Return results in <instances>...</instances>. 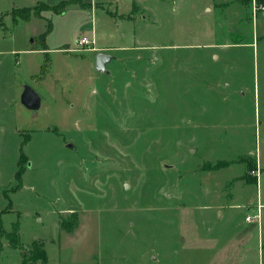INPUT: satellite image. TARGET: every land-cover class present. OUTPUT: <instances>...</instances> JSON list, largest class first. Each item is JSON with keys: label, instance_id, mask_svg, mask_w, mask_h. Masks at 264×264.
<instances>
[{"label": "rangeland", "instance_id": "1", "mask_svg": "<svg viewBox=\"0 0 264 264\" xmlns=\"http://www.w3.org/2000/svg\"><path fill=\"white\" fill-rule=\"evenodd\" d=\"M61 1L0 0V218L25 246L2 237L0 264H23L35 243L47 264H264L246 219H264V16L254 24L252 0L98 3L118 21L135 1L122 25L44 8ZM25 6L40 17L15 22ZM92 21L113 47L108 72L76 45ZM27 85L37 111L21 102Z\"/></svg>", "mask_w": 264, "mask_h": 264}, {"label": "crops", "instance_id": "2", "mask_svg": "<svg viewBox=\"0 0 264 264\" xmlns=\"http://www.w3.org/2000/svg\"><path fill=\"white\" fill-rule=\"evenodd\" d=\"M62 1H64V0H62ZM61 1V2H62ZM81 2L80 3H71V4H69L66 8H65V11L63 12V13H58V14H66L67 13V10H69V9H71V7H76V8H80L83 12H85L86 14L88 13L89 14V16L91 17V20H92V18H94V15H95V18L97 19V16L99 15V14H101V18L100 19H104V21H107V23L109 22V23H114V22H118L119 21V19L121 20L120 22H118V25H122V23L124 24V21L125 22H131L132 20H130L128 17L130 16V17H132L133 16V14H134V8H135V1H134V3H133V5H132V9H130L127 13H120L119 11H118V8H117V10H115V14L117 13V15H121L122 17H124V16H128L125 20L122 18V17H120L119 18V16H118V21L115 19L116 17L112 14V13H107V11H105L104 9H100V8H98V5H100V4H98V3H112V5H114V7H116L117 6V0H91V1H85V0H80ZM239 1H241L242 2V4L244 3V0H239ZM47 4H49V3H47ZM59 4V3H58ZM49 5H51V4H49ZM213 6H210L209 7V10L211 9V8H217V7H221V6H227V5H229V4H227V2L225 1V2H218V3H216V2H214L213 4H212ZM245 5V4H244ZM51 6H56V5H51ZM230 6V5H229ZM136 9V8H135ZM52 11V10H51ZM103 12H105V13H107V14H109L111 17H113V20L111 19V18H109V16L108 15H104L103 14ZM36 16V15H35ZM251 16H252V14H251ZM251 16H249V17H251ZM38 17V16H37ZM42 17V16H41ZM249 19H251V18H249ZM20 20V19H19ZM252 20V19H251ZM253 22H254V24H256V22H255V20L253 19ZM92 23V25H91V28H89V30L91 31V35H86V34H83V35H81V36H79V37H77L76 39H77V41L79 40V38L80 37H82V36H88L89 38H93V39H95L96 40V42H95V44L92 46V45H90L91 47H93V48H91L90 49V51H95V57L98 55V53L99 52H106V53H109V54H111V50L113 49V47H111V46H109L108 44H107V42H102L101 41V39L99 38V32H100V29H99V27L96 25L95 26V24L93 23V21L91 22ZM84 25V27L86 26H89L90 25V23H88L87 22V24H83ZM41 36V35H40ZM39 36V37H40ZM44 41H47L46 40V37H45V39H43ZM76 45H78L77 44V42H76ZM98 45H100V46H102V47H97ZM105 47H107V48H105ZM98 48H101L100 50L98 49ZM44 49H45V47H44ZM46 50V49H45ZM64 50H68L69 52H71L72 50H74V48H68V49H64ZM113 55V54H112ZM114 56V55H113ZM96 59V58H95ZM116 58H114L113 60H115ZM112 60V61H113ZM95 63H96V61L94 62V65H95ZM110 63V62H109ZM40 94V93H39ZM246 174V173H245ZM244 176L245 175H243V179H244ZM249 183V181L247 180L245 183ZM245 183H243V185H245ZM263 197V196H262ZM260 206L262 207H264V203L262 202V203H260ZM262 207V208H263ZM215 209H216V212H218L219 213V216L220 217H223L224 216V213L222 212V211H220L219 209H220V205H215V207H214ZM261 218H263V215L261 216V214H260V219ZM253 222H255V223H257V228L255 229V236L254 237H252V240L249 242V243H251L252 244V246L254 247V249L255 250H258V254H259V256H262V257H264V219H261L260 221H253ZM249 235H247V237H248ZM247 237L246 236H243V237H241L240 239H238V241H241V242H243L244 241V239L245 240H247ZM234 240L236 241V239L234 238ZM245 244V243H244ZM247 248H250V246H248L247 245ZM221 249H222V247H221ZM238 249H240L238 246H237V244L236 243H233L232 244V246H231V248H230V250H231V253L235 250V251H238ZM232 254H234L235 255V253L233 252ZM233 255V256H234ZM237 255L239 256V260H241V262L242 261H244L245 262V259L243 260L242 259V256H245V254H240V253H237ZM241 258V259H240ZM238 260V262H239V264H240V261ZM262 260H263V258L262 259H260L259 260V263L258 264H262ZM232 262H233V258H232V260L230 261V263L229 264H232ZM238 264V263H237Z\"/></svg>", "mask_w": 264, "mask_h": 264}, {"label": "trees", "instance_id": "3", "mask_svg": "<svg viewBox=\"0 0 264 264\" xmlns=\"http://www.w3.org/2000/svg\"><path fill=\"white\" fill-rule=\"evenodd\" d=\"M80 2H81L80 0H64V1L60 2L59 4H56V6H51L49 4H45L44 8L54 11V13H63L65 11V8L69 4L80 3ZM244 2H246V4H249L248 3L249 0H244ZM11 13H12V16H13V19L15 22H17L19 19H22L24 21L29 20V19H31V17L33 15L40 17V13L38 12V10L36 8L30 7V6H25V8H17V7L13 8ZM48 23H49V28H48V31H49L52 29V25H51L50 21ZM40 38H42V40L45 39V33H42ZM45 49H46V47H45ZM23 157H25V154L21 153L19 161H18L19 163ZM219 165L226 166L225 163H220ZM256 169H257V162L254 159L252 161L247 162V172H254ZM22 174H23L22 169H19L15 174V178L17 180H19L20 182L22 181V179H21ZM247 175H248V173L245 174L244 179H245V177H247ZM249 181L257 182V177L254 180H249ZM10 204H11V201L9 202V205ZM62 227L66 228V226L64 224H62ZM19 229H20L19 223L16 222L14 225L13 231L8 232L4 228V226H2V221L0 218V250L3 246V243L1 242L2 237H6L8 239V241H10L11 246L14 249L24 250L25 246L19 239V234H18ZM29 254H30V256H29ZM22 255L24 256L23 264H29L30 261H31V264H47L48 260H49V257L47 256L45 249L37 243L34 244V249L32 251L29 250L27 253H23ZM39 260H40V262H39Z\"/></svg>", "mask_w": 264, "mask_h": 264}, {"label": "water", "instance_id": "4", "mask_svg": "<svg viewBox=\"0 0 264 264\" xmlns=\"http://www.w3.org/2000/svg\"><path fill=\"white\" fill-rule=\"evenodd\" d=\"M115 57L112 54L106 52H99L96 57V68L100 72H108L107 64L111 62ZM21 102L28 109L37 111L41 108V96L40 94L31 86H25L23 93L21 94ZM67 147L75 150L72 143H68Z\"/></svg>", "mask_w": 264, "mask_h": 264}, {"label": "built area", "instance_id": "5", "mask_svg": "<svg viewBox=\"0 0 264 264\" xmlns=\"http://www.w3.org/2000/svg\"><path fill=\"white\" fill-rule=\"evenodd\" d=\"M253 3V12H252V19H254L256 21V17H257V13H261L264 16V5H262L261 3H258L257 0H252ZM96 42L95 39L93 38H89L88 36H83L81 38H79V40L77 41L78 46L80 47H88L90 45H94ZM246 219L248 221H260V208L257 209V212L254 213L253 215L248 214L246 216Z\"/></svg>", "mask_w": 264, "mask_h": 264}]
</instances>
